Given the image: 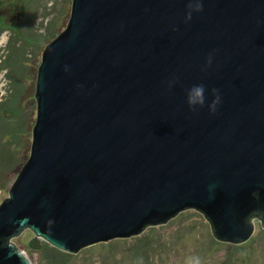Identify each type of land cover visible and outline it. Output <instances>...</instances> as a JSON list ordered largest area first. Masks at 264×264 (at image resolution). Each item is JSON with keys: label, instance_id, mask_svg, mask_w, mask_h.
<instances>
[{"label": "water", "instance_id": "obj_1", "mask_svg": "<svg viewBox=\"0 0 264 264\" xmlns=\"http://www.w3.org/2000/svg\"><path fill=\"white\" fill-rule=\"evenodd\" d=\"M190 2L72 0L41 54L29 159L0 204V264H31L9 243L26 229L65 252L186 209L221 243L250 240L253 219L264 229V0H200L185 22ZM197 84L206 104L190 110Z\"/></svg>", "mask_w": 264, "mask_h": 264}, {"label": "rangeland", "instance_id": "obj_2", "mask_svg": "<svg viewBox=\"0 0 264 264\" xmlns=\"http://www.w3.org/2000/svg\"><path fill=\"white\" fill-rule=\"evenodd\" d=\"M72 0H0V204L28 161L41 54L62 33ZM250 240L240 245L212 237L196 209H186L144 235L61 251L26 229L9 240L31 264H264V229L253 219ZM34 241L29 246L30 241Z\"/></svg>", "mask_w": 264, "mask_h": 264}, {"label": "clouds", "instance_id": "obj_3", "mask_svg": "<svg viewBox=\"0 0 264 264\" xmlns=\"http://www.w3.org/2000/svg\"><path fill=\"white\" fill-rule=\"evenodd\" d=\"M201 11L202 4L200 0H193V2H190L186 9L185 22H189L192 19L193 13H199ZM210 62L209 60V63ZM185 102L190 110L203 108L206 104L205 87L200 84L190 87L186 92ZM219 104L220 96L214 91V98L211 103H208L209 113L214 114ZM190 264H199V261L193 260Z\"/></svg>", "mask_w": 264, "mask_h": 264}, {"label": "flooded vegetation", "instance_id": "obj_4", "mask_svg": "<svg viewBox=\"0 0 264 264\" xmlns=\"http://www.w3.org/2000/svg\"><path fill=\"white\" fill-rule=\"evenodd\" d=\"M33 242H34L33 240L30 241L28 245H29V246H32V243H33ZM9 243H10V242H9ZM15 247H16V246H15ZM16 248H17V247H16ZM17 249H18V248H17ZM18 250H19V249H18ZM19 251H20V250H19ZM20 252H21V251H20ZM21 253H23V252H21ZM23 254H24V253H23ZM24 255H25V254H24ZM25 256H26V255H25ZM26 257H27V256H26Z\"/></svg>", "mask_w": 264, "mask_h": 264}]
</instances>
